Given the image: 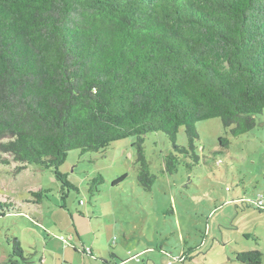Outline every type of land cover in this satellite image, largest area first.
Here are the masks:
<instances>
[{
	"label": "trees",
	"instance_id": "16d2710c",
	"mask_svg": "<svg viewBox=\"0 0 264 264\" xmlns=\"http://www.w3.org/2000/svg\"><path fill=\"white\" fill-rule=\"evenodd\" d=\"M263 112L264 0H0V165L14 164L13 176L50 171L61 208L77 191L59 171L71 151L135 138L136 179L149 191L147 134L170 142L162 163L171 174L180 157L198 165L197 123L218 119L236 138ZM181 128L186 146L176 143ZM47 193L31 196L40 204ZM12 210L0 203L1 215ZM7 243V264H26L20 242Z\"/></svg>",
	"mask_w": 264,
	"mask_h": 264
},
{
	"label": "rangeland",
	"instance_id": "374dc122",
	"mask_svg": "<svg viewBox=\"0 0 264 264\" xmlns=\"http://www.w3.org/2000/svg\"><path fill=\"white\" fill-rule=\"evenodd\" d=\"M195 127L198 165L180 157L171 174L162 163L173 152L168 139L161 133L144 137L145 158L155 176L149 191L136 179L135 138L96 153L69 152L59 171L77 191L69 192L65 209L50 171L28 166L13 176L14 164L0 165V203L14 208L0 213V264H7L12 238L20 242L26 264H38L41 257L42 264H63L64 251L68 264L86 259L101 264L94 259L98 253L116 264H241L235 255L253 251L264 264V209L247 203L264 198V112L252 130L236 138L218 119ZM222 137L229 140L226 147L218 143ZM176 143L187 145L183 128ZM99 176L102 182L94 191L91 181ZM38 190H48L40 204L31 196ZM73 223L89 238L87 246L96 242V255L67 247Z\"/></svg>",
	"mask_w": 264,
	"mask_h": 264
},
{
	"label": "crops",
	"instance_id": "0c3cea01",
	"mask_svg": "<svg viewBox=\"0 0 264 264\" xmlns=\"http://www.w3.org/2000/svg\"><path fill=\"white\" fill-rule=\"evenodd\" d=\"M65 208H66V205H65ZM70 229L69 230H67L68 231V233L70 234L69 235V239L68 240H66V242L67 243H70L71 245H69V244H67V247L68 248H71V249H73V251L75 252V253H78V251H82L83 249H84V247H89L90 248V250H91V252H90V254L93 256V255H96L94 252H96V249H95V247H96V242H93L92 244H90V246H87L86 245V243H87V241L89 240V238L87 237V235L86 236H81L79 233H78V231H77V228H76V226H75V224L73 223V226H72V228L71 227H69ZM86 237V238H85ZM84 238H85V240L86 241H84ZM64 240V239H63ZM94 240H97V238L96 237H94ZM69 241V242H68ZM110 244V243H109ZM110 246H111V244H110ZM80 251V252H81ZM64 253L66 254V251H64ZM65 254H64V256H63V259H64V262H63V264H68L67 263V260L65 259ZM82 255H84V256H86V254L85 253H81ZM116 255V254H115ZM92 256H89L90 258L89 259H91L92 260ZM95 260H96V262L98 261L99 263H101V264H116V263H110V262H108L105 258H103L99 253L97 254V256H96V258H94ZM115 259H116V261H120L119 259H118V257L116 256L115 257ZM88 259H86V260H84L83 262H82V264H93V262L92 261H89V262H86ZM38 264H42V262H43V257H41V258H39V260H38ZM71 262H74L73 261V259L71 260ZM105 262V263H104ZM118 264H123V263H118Z\"/></svg>",
	"mask_w": 264,
	"mask_h": 264
},
{
	"label": "built area",
	"instance_id": "2783aa9c",
	"mask_svg": "<svg viewBox=\"0 0 264 264\" xmlns=\"http://www.w3.org/2000/svg\"><path fill=\"white\" fill-rule=\"evenodd\" d=\"M254 206L264 208V198L262 195H258L255 199L251 202ZM84 251L89 254L90 250L88 248L84 249Z\"/></svg>",
	"mask_w": 264,
	"mask_h": 264
}]
</instances>
